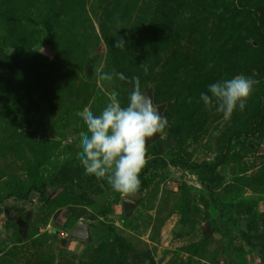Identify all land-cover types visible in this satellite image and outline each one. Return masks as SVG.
Here are the masks:
<instances>
[{
  "label": "rangeland",
  "instance_id": "rangeland-1",
  "mask_svg": "<svg viewBox=\"0 0 264 264\" xmlns=\"http://www.w3.org/2000/svg\"><path fill=\"white\" fill-rule=\"evenodd\" d=\"M13 53L30 81L0 64V264H264V119L251 124L264 94V0H0V59ZM100 66L155 84L165 158L201 162L227 147L240 158L212 190L172 165L132 194L86 175L77 112L108 103ZM240 73L259 81L244 110L224 119L206 109L200 93ZM107 90L127 104L126 81ZM34 147L47 156L43 190L8 197L31 184ZM79 220L99 224L93 244L69 236Z\"/></svg>",
  "mask_w": 264,
  "mask_h": 264
},
{
  "label": "clouds",
  "instance_id": "clouds-1",
  "mask_svg": "<svg viewBox=\"0 0 264 264\" xmlns=\"http://www.w3.org/2000/svg\"><path fill=\"white\" fill-rule=\"evenodd\" d=\"M126 43L118 38L114 46L124 50ZM140 67L147 75L148 65L143 62ZM94 72L98 88L107 95L108 103L99 113L88 107L77 112L86 126V131L79 134L77 159L86 175L106 179L113 190L132 194L140 186L139 174L146 163V141L163 132L167 118L159 113L152 96L142 91L139 76L129 78L122 72H105L103 66ZM116 78L131 86L126 105H122L116 90H107ZM258 83L240 73L209 84L207 91L200 93V101L206 109L215 107L217 113L228 119L237 109L244 110Z\"/></svg>",
  "mask_w": 264,
  "mask_h": 264
},
{
  "label": "trees",
  "instance_id": "trees-1",
  "mask_svg": "<svg viewBox=\"0 0 264 264\" xmlns=\"http://www.w3.org/2000/svg\"><path fill=\"white\" fill-rule=\"evenodd\" d=\"M260 16V15H259ZM259 29H263V23L258 19ZM0 64L10 67L13 71L17 72L21 78L26 81H30L28 74L20 63L19 59L15 57V53L12 54L11 58H2L0 59ZM144 83H147V80L143 77H140ZM264 119V94L262 100L257 106L253 119L251 120V124H253V129L259 125ZM251 127L244 126L235 132V137L239 138L243 134H248L251 132ZM147 150L151 151L153 154L152 159H150L144 169L139 174L140 186L137 191H144L149 187L153 180L152 173L155 174L161 168H164L168 165H172L175 167H183L197 172L200 176V179L209 190H212L219 182H220V169L227 163L237 161L241 154V150H233L230 147H227L224 151L218 153L212 160H205L201 162L189 161L183 156L179 154H172L169 158H165L164 155L160 154L159 147L156 143L148 146ZM35 153L37 154V169L32 173L33 179L29 187L26 191L16 190L9 192L7 194L8 197L16 196L21 199L28 198L33 191H42L44 187V180L40 176V167L44 164L47 159V156L40 152L37 147H34ZM108 188L111 186L106 182L105 184ZM2 199V198H1ZM75 224V223H74ZM248 244L251 246H255V244L251 241L249 236L242 232ZM264 248V246H263ZM264 251V249H263Z\"/></svg>",
  "mask_w": 264,
  "mask_h": 264
},
{
  "label": "water",
  "instance_id": "water-1",
  "mask_svg": "<svg viewBox=\"0 0 264 264\" xmlns=\"http://www.w3.org/2000/svg\"><path fill=\"white\" fill-rule=\"evenodd\" d=\"M46 51L50 54V49H46ZM155 84L150 83H144V87L142 91H147L149 95L152 96L153 103L155 107L158 109L159 113L164 116L166 104H157L155 102ZM161 133L155 134L152 138H149L146 141V148L152 144H154L158 138L160 137ZM99 230V224H96L95 222L85 221V220H79L77 223L74 224V226L71 228L69 232V236L73 239H79L87 242L88 244H93L95 242V239H97L96 231Z\"/></svg>",
  "mask_w": 264,
  "mask_h": 264
},
{
  "label": "flooded vegetation",
  "instance_id": "flooded-vegetation-1",
  "mask_svg": "<svg viewBox=\"0 0 264 264\" xmlns=\"http://www.w3.org/2000/svg\"><path fill=\"white\" fill-rule=\"evenodd\" d=\"M126 203H127V204H129V205H131V204H132V203H130V202H128V201H127Z\"/></svg>",
  "mask_w": 264,
  "mask_h": 264
}]
</instances>
